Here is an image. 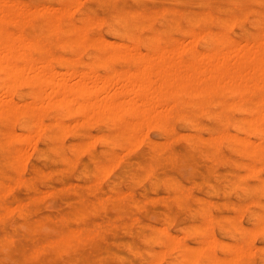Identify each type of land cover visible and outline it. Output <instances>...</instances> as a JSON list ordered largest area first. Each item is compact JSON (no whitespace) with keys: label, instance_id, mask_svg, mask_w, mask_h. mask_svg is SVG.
<instances>
[{"label":"rangeland","instance_id":"374dc122","mask_svg":"<svg viewBox=\"0 0 264 264\" xmlns=\"http://www.w3.org/2000/svg\"><path fill=\"white\" fill-rule=\"evenodd\" d=\"M7 1L10 2L11 0H6V2ZM14 1L26 2V4L30 6H35V4L37 6H42V4H47L48 6L57 5V8L63 6L64 3L65 6H68L69 2L72 3L73 6L75 4L73 0ZM76 1L78 2V0ZM77 2L76 4L78 6H75L76 8H73L70 13H67L63 18L73 23H81L85 20L91 22L89 24L90 27H87L88 34L90 36L96 34L99 36L103 35L105 37L104 39L109 41H112L113 39V41L119 40L115 35H112L109 29H107L115 23V19L119 13L123 12L129 17L131 11H138L139 13L144 14L147 12H155L161 8H168L169 10L166 12L155 13L152 18L142 19V21H140L141 26L140 29H138L137 36L143 41L149 36V25H154L160 32L161 39H163L161 40L162 43L171 44L176 41V38H178L177 40L183 38L180 39V41H184L183 44L186 46V49L182 52L183 56L187 55L191 45L197 50H204L211 45L210 43L212 41L210 38L203 34L199 37L196 36V39H192L193 37L191 38L192 40H195V42H193L195 45L191 44L192 40L191 42H188L190 41L191 35H194L191 33L192 29L195 31H200L204 28L217 30L219 27L218 21L214 19H206L204 21L195 20V17L199 15L198 13L202 11L210 12L215 17H219V19L224 18L225 35L233 41L237 42V40L240 39L238 42L244 41L245 44L242 42L243 45H246L247 43L253 45L250 41H253L254 36L264 39V1L259 3L256 0H242L235 5L230 0H81L80 2ZM72 4H70L71 6H68L67 9L73 7ZM235 8L244 9L245 14H241L240 12L239 14H234ZM77 9L78 12H76ZM257 10H259L258 13L255 12ZM260 12L261 14H259ZM31 16L30 20L27 22L18 24L15 21H10L7 25L11 30H20V32L27 37L31 38L37 35L45 41L50 42L51 47L49 49V54L53 57H49V63L50 66H53L52 68L54 69L56 68L58 72H60L58 69L63 70L61 72H64L65 68L66 70L67 68L68 70L71 68V71L74 70L75 72L77 70L81 71V69L84 70L88 68L86 62L89 63L91 58L100 52L93 45H86L87 47L85 46L83 48L73 44H59V41L69 39L71 34L63 33L60 34L59 38H56L54 34H48L44 30V18L42 15L33 14ZM97 17L101 18L102 22H99L101 19H98ZM94 19L95 21L98 20V22L96 23ZM148 22L149 24H147ZM92 23L96 24L93 25ZM214 24H216L215 27ZM251 24H254L253 27ZM237 25H239V27ZM102 28H104V31ZM106 29L109 31L108 33ZM201 39L203 40L201 41ZM186 41L190 46H187ZM241 42L240 44H242ZM141 44L143 45V43H140L138 47V49H140L138 51L141 52L144 50L141 53H144L145 51L147 52L148 49L146 45L144 44L142 46ZM184 45H182V47H184ZM32 53L38 58L44 57L48 54L44 49L34 50ZM61 54L62 56L67 57L79 56L82 61H64L61 58H58ZM235 55L236 54H233L231 57V62L233 63L236 62ZM134 67L135 64L132 61L123 58H116L108 64L96 65V72L102 76L105 75L103 73L108 74L109 71L114 72L116 70L118 73H123L124 69L126 71L133 70ZM75 77L76 78L71 77L72 79H69V81L77 79V76ZM154 77L153 80L155 79L157 82V84H155L158 85V77ZM120 78L121 77H118V79L116 78L117 80L115 79L117 82L113 80L118 85L120 84L119 86L125 84V79L122 78L121 81ZM75 81L76 83L78 82V80ZM26 83L27 82H22L21 85L17 84L16 88L15 86L13 87L12 95L14 99H26L28 97L30 90L33 88L30 84L27 85ZM116 83L113 87L116 86ZM153 83H151V86H154ZM70 84L73 83L71 82ZM118 85L116 86L117 89L119 88ZM113 87L107 92L108 96L116 95L114 93L119 91L116 90L115 92ZM152 88L154 87H151V89ZM154 90L156 89L154 88ZM112 91L114 93H110ZM152 92L153 90H150V95L148 92H146V94L154 96V93ZM109 93L113 95H109ZM166 94L167 92L164 93V97L162 96L163 93L157 95V92H155V95H157L155 97L159 99V105L164 107H157L159 105L153 103V107L150 105L152 109L154 110L155 106L157 108L155 112L152 110L153 114L159 115L157 110L159 108L161 110L158 111L165 110V106H168L167 103L170 101L173 102V100L175 101L182 98L180 99L182 102H190V100H194V98L195 100L200 99L199 97H191V99L188 95H176L175 97L172 94L171 96H167ZM248 94L245 95L244 101L242 102L243 107L245 106L244 108L251 105V103L254 102L253 99L257 100L258 98V94L255 92ZM101 95H104V93ZM133 95L134 94L126 95V97H132L133 99H131L133 101L138 100L139 98L141 99V95L139 98L138 95L137 97L134 95L138 99H134ZM147 95L143 93V96H145H142L143 99H145ZM105 96L107 95L100 98L104 99ZM124 96H122L124 101L128 100V102H131V99L129 100ZM183 97H186V100ZM151 98L148 97L147 99ZM226 98L229 100L236 99L237 96L229 94ZM140 99L137 101L138 104L141 102ZM47 102L50 103L53 101L47 99ZM141 104L142 102L140 105ZM207 104L211 111L215 110V113H212L209 116L207 114L196 112L195 107L187 104L182 107L186 112L185 115L179 114V110L177 111L175 107L171 108L169 111L165 110L167 113L163 111L162 114L164 115H160L159 118H163L165 115L167 116L160 120L156 116L157 118L155 117V119L158 121H152L155 123V127L152 125L147 128L149 123H151L149 120L151 119L150 117L147 122L148 125L146 123L147 127L145 124L142 127L143 130L147 128V131H144L146 135H144L145 133H143V130L141 129L142 132H140L143 133L141 135H144V137L140 136L143 137L140 140L141 142L138 140L140 139L139 136L137 137V141L134 139L131 142L133 143V146L129 143L130 141L125 138L122 139L121 136L117 135V132L114 133V131L120 130L119 123H114L111 119L102 114L101 117L100 114L99 116H97L98 114H94L98 119H96L97 117L95 119L94 117H91L94 120L92 119V121L90 120L91 122H89V119L91 118H86L82 113L75 111V106H71V108L74 109V111H72L73 114L66 111L68 116H64L65 112L64 110L62 111V108L65 110H67V108L62 106L60 108V106L54 104H46L48 109H42L44 106L42 105L39 118L44 130L34 125L36 124L35 115H19V117L17 115L16 118L12 117L11 119H7L6 117L4 119L2 115H0V140L3 132L7 129L12 131L16 130L18 133L16 131L15 133L17 135L19 134L18 136H20L21 132H32L36 129H39L40 132L41 130L40 133L36 130L37 135L35 134L36 132H33L34 134L30 138L31 140H29L30 142H21V140H17L12 144L0 146V214L2 215L0 216V264H112L111 262H113V264H141V262L142 264H188V261L193 258L188 257V249H185L184 244L187 245L189 243L193 248V246L198 243V240L204 238L206 235H213L212 238L216 241L215 248L209 249L208 252L213 255L215 254V256L218 257H228L233 254V251L238 249L237 247L245 246V248L249 249L247 246L250 245V251L254 250V252H250L252 255H249V252H247L248 255L245 254L247 250L243 252L245 255L240 253L241 257L237 259L236 263V257L234 256V262L230 259V264H264V231L258 229L256 230V233L254 230V228H257L255 216L264 213V189L260 185L261 179L264 178V156L252 161L249 157L241 153L240 155H237L239 154L237 151L239 150L238 146L232 145L228 142H221L218 146L214 147L207 140L195 141L194 139H191L187 132H197L201 135H210L212 131L217 129L223 131L230 129L232 132H236V129L231 127L232 125L226 120H223V118L227 117L232 120H237L240 116V118H242L246 115V110H242L243 107L228 108L219 111L214 102L210 101ZM169 112L172 114L169 115ZM57 117L60 118L63 123L67 121L65 123H67L68 126L71 124V127H65V129L63 128L64 130L59 131V127L52 123L53 119ZM33 119L35 121H33ZM79 120H83L81 121L82 124H80ZM87 120L88 122L86 123ZM110 120L112 121L111 123ZM49 121L51 123H49ZM177 124L182 127H179ZM67 125L64 124V126ZM64 132L66 134H64ZM99 132L101 134H97ZM178 132L180 133L178 134ZM23 133H21V136L24 135ZM96 134L101 136V138L96 136ZM174 134H177L176 138L174 137ZM89 137L94 139V141L91 140L93 146L91 144H88L90 146L85 145L86 142L90 140ZM85 139L88 140L85 141ZM104 139H106L107 142ZM163 141L165 142L163 143ZM181 141L188 143L184 145V143H180ZM32 142H34L35 147L30 146L33 144ZM138 142H140V144ZM28 144L29 146H27ZM130 144V148L132 149H129L128 151L127 149L129 147L126 148V146H129ZM20 145L21 147L23 146L24 149L29 147L27 151H30V153L23 149V151L27 152L26 154H29V156L23 155L22 159L27 156V159H25L26 161L24 160L25 163L19 161L12 164L9 160L13 153V147ZM79 147L81 149H83V147L85 148L83 149V152H81L82 150ZM227 147H229L228 151ZM136 150L139 151L136 152ZM67 151H69V153ZM119 153H121V156L117 155ZM200 156L202 158H200ZM107 162H114L112 163V166L109 164L111 166L110 169H108L109 166H107ZM205 163L206 166H202V164ZM250 164H254L256 168H258V165L261 166L256 172L250 173ZM104 165L106 167L105 170H103L105 168ZM76 167L77 169H75ZM182 168L185 170L184 173H192L183 174V176L186 175L185 177L187 179L182 176ZM106 170L109 171V173L105 174V172H107ZM247 172L249 173L246 175ZM190 175L193 176L190 177ZM240 175H242L243 178ZM106 177L108 178L106 179ZM167 178L176 182L180 190L169 191L163 183L164 179ZM230 183L234 184L230 186ZM37 185H39V187ZM46 189L48 191H46ZM199 190H202L203 192H205V190L207 191L203 193ZM49 201L51 202L49 203ZM5 204L14 206L13 209L8 211L9 213L4 211ZM188 214L190 215L188 216ZM145 215L148 217H145ZM21 216L23 217L21 218ZM156 218L158 220H156ZM176 219L178 220L177 222ZM81 221L82 223H80ZM176 223H178V225H176ZM162 225L163 229H165L169 235L171 232L176 233L177 236H179V244L175 246L172 244L174 246V248L171 247L172 250L169 248L171 242H166V238L162 236L160 229H158L160 226V228H162ZM202 225L203 227L206 226V228H203ZM196 227H198V229ZM69 229H77L85 233L98 231L100 236L74 237L72 244L69 245L70 247L51 248L49 246H44L36 252L32 250L36 244H44L48 239L57 237ZM52 230L57 232L54 233ZM120 230L122 231L120 232ZM43 231L47 232V234L43 233ZM253 231L256 233L254 236V233H251ZM110 232H112V237ZM151 233L153 234V237L151 239H146L147 235ZM181 233L185 236L182 237V235H180ZM249 237H251V240H248ZM225 241L226 243L230 242L226 244L224 243ZM238 244L239 246H236ZM101 245L110 246L112 250L98 252L97 249ZM164 246H166L165 249H167L162 254L161 251ZM188 247L190 248V246ZM233 247H235V249ZM158 248H161V250H158ZM189 251L192 252V249H189ZM43 255L46 257L43 258ZM181 255H183L182 257L184 260L181 259ZM60 257L61 260L59 259ZM185 257L190 259L187 261ZM237 257H239V255ZM195 258L193 259L195 260L193 264H204L206 262L204 255H198V257ZM116 260H118V262Z\"/></svg>","mask_w":264,"mask_h":264},{"label":"bare ground","instance_id":"6f19581e","mask_svg":"<svg viewBox=\"0 0 264 264\" xmlns=\"http://www.w3.org/2000/svg\"><path fill=\"white\" fill-rule=\"evenodd\" d=\"M73 1L76 4L77 1L76 0H73ZM73 1H71V2H73ZM80 1L81 0H78V2H80ZM230 1H232L235 5L242 0H230ZM244 1H253V0H244ZM256 1H258L259 3H262L264 0H256ZM8 2L9 1L6 2V0H3V1L0 0V115H2V117L4 119H5V117L7 119H11L12 117L16 118L17 115H18V117H19V115H35L36 116V118H35L36 124H34V125H36V127L40 128V129L44 130L43 125L41 123V120L39 118V116H40L39 113L41 112L42 105H44L42 108V109H44V108L48 107V106H46V104H48V105L54 104V105L60 106V108H61V106L67 108V110L62 108V111L64 110V112H65L64 116H68V113H70V112L73 114L72 111H74V109H75V111L82 113L84 115V117H86V118L94 117V119H95L97 116H99V114H100V117L102 115L108 117L114 123L120 124V126H119L120 130L114 131V133L117 132L116 134L121 136L122 139L125 138L128 141H130L129 143H131L134 139L137 141L138 136L140 138L138 140L140 141L141 138H143L144 135H146V133L144 131L147 128H149L150 126H152V125L154 126V124H155L154 122L158 121L157 119H155L156 116L158 117L159 120L163 119L165 116H167V115H165L163 118H159L160 115H162V116L164 115L162 113H163V111L165 112V110L169 111L171 108L175 107V109L177 111L179 110V114L185 115L186 112H185L184 108H182V107L189 104L190 106L195 107L196 112H198L200 114H207L209 116L212 113H215V110L211 111L209 109V107L207 106L208 102H210V101L214 102L219 111H223V110L228 109V108H242L243 107L242 102L244 101L245 95L248 93H251V92H255L258 94L257 100L253 99L254 102L251 103V105L247 106L246 108H244L245 106L242 108V110L243 109L246 110V115L244 117L240 118L241 117L240 116L239 119H237V120H232L231 118H227V117L223 118V120H226L228 123H230L232 125L231 127H234L236 129V132L234 131L235 133L232 132L230 129H227L225 131L217 129V130L212 131L210 133V135H203V134L201 135L197 132L196 133H194V132L188 133L187 131L186 132L190 136L191 139H194L195 141H203V140L206 141L207 140L214 147L218 146V144H220L221 142H228L232 145H236V146H238V149H239V150H237L239 153L237 155H240V153H241V154L249 157L252 161L264 156V39L259 38L257 36H254L253 41H250V43L252 42L253 45L252 44L249 45L248 43L246 45H243L242 42H244V41H242V42L240 41L242 43V44H240V42H238L240 39L237 40V42L233 41L225 35V32H224L225 19L224 18H221L222 19L221 20V19H219V17H217V16L215 17L210 12L202 11V12L198 13L199 15H197L195 17V20H197V21L203 20L204 21L206 19H214V20L218 21L219 27L217 30H210L209 28L208 29L204 28V29H201L200 31H195L192 29L191 33L194 34L195 37H194V35L193 36L191 35L190 41H188V42H191L192 39H196V36L199 37L201 34L208 36L212 42L210 43L211 45L204 50H197L195 47H193L191 45V47L188 50L187 55L183 56L182 52H183V50L186 49L185 48L186 46L183 44L184 41L183 42L180 41V39H183V38H180L179 40H177L178 38H176L175 39L176 41L174 43H171V44L162 43L161 40H163V39H161L160 32L158 31V29L154 25H149V27H148L149 32H150L148 34L149 36L146 39H144L143 41H141L137 36L138 35V29H140V26H141L140 21H142V19L152 18L155 13L166 12L167 10H169L168 8H161L155 12H149V13L147 12L144 14H141L138 11H133V12L131 11L129 17L126 16L123 12L119 13L117 18L115 19V23L111 27L107 28L108 26L105 25V26H107L106 28L109 29V31L112 33V35H115L119 39L117 41H113L114 39L112 41H109L107 39H104L105 37L103 35H101V33H100L101 36H99L97 34L94 36H90L88 34L87 27L88 26L90 27L89 24L91 22H88L85 20L81 23H77V22L73 23V22H69L63 18L67 13L69 14L73 8H76L78 6L77 4L76 5L74 4V6H73V4L69 2L68 3L69 5L68 4L67 5L71 6L70 4H72L73 7H69V9H67L68 6H65V3L63 6L57 8L56 7L57 5L52 6L49 4L50 6H48L47 4H45L46 5L45 6L42 3H41L42 6H39V5L37 6L36 4H35V6H30V5H27L26 2L23 3L22 1L19 2V1L11 0L9 3ZM125 9H127V8H125ZM244 11L245 10L242 8L241 9L235 8L234 14H239V12L241 14H245ZM76 12H78V9ZM196 12H197V10H196ZM255 12L258 13L259 10L255 11ZM33 14H40L43 16V18H44L43 28L46 31V33L54 34L56 38H59L60 34H63V33L71 34V37L69 39L61 40L58 42L59 44H65V45L73 44V45H77V46H80L83 48L86 45H93L94 47H96L100 52L97 55L93 56L91 58V60L89 61V63L86 62L88 68H86L84 70L81 69V71L77 70L76 72L73 69H72L73 71H71V68H70V70H68V68L66 70V68H65L64 72H61L63 70H60V69H58L60 71V72H58L56 70V68L55 69L52 68L53 66H50V63H49V57H53L51 54H49V49L51 47L50 42L45 41L44 39H42L41 37H39L37 35H35L34 37H31V38L27 37L22 32H20V30H16V31L11 30L7 25V23L10 21H12V22L15 21L18 24L23 23V22H27L30 20V18L32 17L31 15H33ZM259 14H261V12ZM86 18H87V16H86ZM97 18L101 19L99 17H97ZM228 18H229V16H228ZM94 21H95V19H94ZM100 21L102 22V19L99 20V22ZM95 22L97 23L98 20H96ZM248 22H249V20H248ZM96 23H94V24H96ZM147 24H149V22ZM215 25L216 24H214V27H215ZM233 25H234V23H233ZM253 25L251 24L252 27H253ZM237 26L239 27V25H237ZM103 29L104 28H102V30ZM238 30H239V28H238ZM109 31L107 30V33ZM107 33H105V34H107ZM172 38H174V37H172ZM233 38H235V37H233ZM202 40L203 39H201V41ZM141 42L143 43V45L144 44L146 45V47L148 49L147 52L145 51L144 53H141L144 50L141 52L138 51L140 49V48L138 49V47H139ZM188 42L186 41L187 46H190V45H188ZM193 42H195V40H192V43H191V44L195 45V43H193ZM244 44H245V42H244ZM182 45H184V47H182ZM68 46H70V45H68ZM200 46H201V43H200ZM200 48H202V47H200ZM41 49H44L45 52H47L48 54H46L44 57H40V58L35 57L32 52L34 50H41ZM233 54L237 55V56L236 55L234 56L236 59L235 63L231 62V57ZM58 58H61L62 60L69 61V62L70 61H78V62L82 61L81 57H79V56H75V57L74 56H68L67 57V56H62V54H61L58 56ZM116 58H123V59H127V60L132 61L135 64L134 69L133 70L127 69L128 71H126L124 68H122V69H124L123 73L122 72L118 73L115 70L117 73L115 71H114L115 73L113 71H109L108 74L103 73L105 75H102V76L98 72H96V65L108 64L110 61H112ZM111 69H112V67H111ZM188 70H190V71H188ZM74 74H75V76H77V79H75V80H78L77 83L75 80L69 81V79H72L71 77L76 78L74 76ZM153 75L154 76L156 75L158 77V80H159L158 85H156L157 82L155 79H154L155 80V82H154V80H153L154 76ZM117 76L121 77L120 78L121 81H122V78H124L125 84L121 83L122 85L119 86L120 84L118 85L116 83L117 82L116 80L118 79ZM151 76H152V79H151ZM156 76L154 78H156ZM113 80H115L116 82H114ZM151 81H153L154 83ZM20 82L21 83L27 82L26 84L27 85L30 84L33 89L32 90L29 89L30 93L26 99L19 98L16 100V98L14 99V97L12 95V89L14 86L16 88L17 84L21 85ZM69 82L70 83L72 82L73 84H70ZM118 82L120 83L119 80H118ZM115 83H116V86L118 85V87H119L118 89L116 86L113 87ZM151 83H153L154 86L153 85L151 86ZM111 87H113V90L115 92H116V90H119V91H117L118 93L117 92L114 93L112 91L110 93H114L116 95L109 93V95H113V96H108L107 92H109V89ZM151 87H154L156 90H154V88L151 89ZM150 90L151 91L153 90L152 93H154V96H152V95L149 96ZM154 91L157 92V95L158 94L161 95L163 93L162 96H164V93L167 92V94H166L167 96L168 95L171 96V94L174 95L175 97H176V95H188V96H190V98L191 97H199L200 99L195 100V98H194V100H190V102H182V100H180L182 98H180L179 100L177 99L175 101L172 99L173 102L170 101L169 103H167L168 106H165V110L162 109L163 111H158V110H161L160 108L157 110V112H159L158 113L159 115H157V114H153V111L155 112L157 109L155 105H154L155 109L154 110L152 109L153 103H155V104L157 103V105H159V103H158L159 99L155 97L157 95H155ZM146 92H148L149 95H147ZM103 93H104V95H107V96H105L104 99L103 98L101 99L100 97H104V95H101ZM143 93H145V95H147V97L145 99H143V97H145V96H143ZM123 94L124 95L126 94L127 96L134 94V95H136V97L138 95V98L141 95L140 96L141 99L140 98L139 99L141 100L142 104L140 105L141 102L139 104L137 103V101H139V99L136 98L134 95H133L134 99L135 98L138 99V100H135L136 102L132 100L133 99L132 97L129 98V97H126V95L124 96ZM229 94L235 95V96H237V98L229 100L226 98V96ZM119 95H122V96L128 98L129 100L132 98L131 102L130 101L128 102V100L124 101L122 99V96H119ZM148 97L149 98L152 97V98L147 99ZM98 98H100V99H98ZM47 99H49L50 101L52 100L53 102H50L52 104L48 103ZM45 101H46V104H45ZM174 102H177V103H174ZM150 105H152V107ZM164 105H166V104H164ZM71 106L72 107L75 106L74 109H72ZM157 107L162 108L164 106L159 105ZM167 111L165 113H167ZM160 112H161V114H160ZM66 113H67V115H66ZM94 114L95 115L98 114V115L95 116ZM170 114H172V113L169 112V115ZM58 117L53 119L52 123H54L56 126L59 127V129H60L59 131L64 130L65 127H67V128L71 127L70 126L71 124L68 123L70 126L69 127L67 125V123H65L67 121H65L63 123V122H61L60 118H58ZM150 117H151V119H149ZM92 119L93 118L89 119V122H91ZM96 119H98V117ZM148 119L151 121V123H149V125L147 123L149 121ZM152 119H154V120H152ZM35 120L33 119V121H35ZM111 120H110V123L112 122ZM207 120H208V118H207ZM81 121H83V120H81ZM81 121H80V124H82ZM152 121H154V122H152ZM12 122H14V121H12ZM87 122H88V120L86 121V123ZM177 122H178V120H177ZM182 122H184V121H182ZM47 123H45V124H47ZM49 123H51V122L49 121ZM146 123H147L148 127L146 126ZM64 124H66L67 126H64ZM144 124L147 128L143 130L142 127ZM15 126H16V124H15ZM41 126H42V128H41ZM145 126H144V128H145ZM170 126H171V124H170ZM163 127H165V126H163ZM179 127H182V126H179ZM67 128H66V130H67ZM94 128H95V126H94ZM17 129H18V127H17ZM141 129L143 130V133H145L144 135H141V134H143V133H141L142 132ZM36 130H34L32 132H26V133H23V132L18 130L19 132L24 134L21 136V133H20V136H18L19 134L17 135L15 133L16 130L12 131L10 129H7L2 134V138L0 140V146L12 144L13 142H15L17 140H21V142H27V141L31 140L30 138L34 134L33 132H36L35 133L36 135H37V131H38V133L41 132V130L39 132V129L37 131ZM205 130H206V128H205ZM179 131H181V130H179ZM186 132H184V133H186ZM179 133L180 132H178V134ZM62 134H63V132H62ZM62 134H61V136H62ZM64 134H66V133L64 132ZM97 134H101V133L99 132ZM97 134H96V136L101 138V136H99ZM206 134H207V132H206ZM176 135L174 136L175 138H176ZM53 136H54V134H53ZM140 136H143V137H140ZM206 136H207V138H206ZM88 139H85V141H87ZM122 139H120V140H122ZM181 139H183V138H181ZM91 140L94 141V139L90 138V140H88L85 145L90 146L88 144L92 143ZM104 140H106V139H104ZM163 140H166V139H163ZM40 142H41V140H40ZM101 142H103V141H101ZM106 142H107V140H106ZM140 142H138V143L140 144ZM164 142L165 141H163V143ZM32 143L31 144L33 146L32 145H30V146L35 147L34 142H32ZM167 143H168V141H167ZM180 143H184V142L181 141ZM186 143H188V142H186ZM186 143H184V145ZM29 144L27 146H29ZM131 144L133 146V143H131ZM131 144L129 146H126V148L129 147L127 149L128 151H129V149H132V148H130ZM86 146H85V148H86ZM145 146H146V144H145ZM22 147H21V145L17 146V147H13V153L11 154V157L9 160L12 164L19 162V161L20 162L22 161L25 163V161H26L25 159H27V156H26V158H23V159H22V157H23V155L29 156V154H26V153L27 152L30 153V151H27L29 149V147H27V148L25 147L26 149H24V147L23 148ZM31 147H30V149H31ZM85 148L83 147V149H85ZM142 148H144V147H142ZM190 148H191V146H190ZM228 148L229 147H227V151H228ZM23 149H24V151H27V152H24ZM75 149H77V148H75ZM83 149H81L82 150L81 152H83ZM127 150H125V151H127ZM138 151L139 150H136V152H138ZM23 152H24V154H23ZM67 152L69 153V151H67ZM117 155L121 156V153H119ZM85 157H87V156H85ZM119 158H122V157H119ZM200 158H202V157L200 156ZM114 162H112V163H114ZM117 162H118V159H117ZM107 163H108L107 166H109L108 169H110V167L113 164L111 162L110 163L107 162ZM203 165L206 166V163L202 164V166ZM26 166H27V164H26ZM260 166L258 165V168H256L254 164H250L249 165V172L250 173L256 172ZM104 167H105V165H104ZM120 167H121V165H120ZM75 169H77V167ZM105 169H106V167L103 170H105ZM182 170H183V168H182ZM184 171L185 170H183V172H182V176L185 173H189V174L191 173V172H185L184 173ZM175 172H178V171H175ZM249 172H247L246 175ZM106 173H109V171L105 172V174ZM200 173H199V176H200ZM179 174H180V172H179ZM123 175H125V174H123ZM201 175H202V173H201ZM185 176H183V177H185ZM192 176L190 175V177H192ZM240 176L242 177V175H240ZM128 177H129V175H128ZM107 178L108 177H106V179ZM52 179H55V178H52ZM148 179H147V181H148ZM257 179H258V177H257ZM127 180H129V179H127ZM46 182H47V180H46ZM58 182H59V180H58ZM163 183L165 184L166 188L169 191H172V190L179 191L180 190L177 183L174 182L173 180L169 179V178L164 179ZM233 184L234 183H230L229 185L231 186ZM42 185H43V180H42ZM101 185H102V183H101ZM260 185L264 189V178L261 179ZM37 186L39 187V185H37ZM206 186H208V185H206ZM106 187H107V185H106ZM121 187H123V186H121ZM124 187H125V185H124ZM202 190H199V191H202ZM46 191H48V190L46 189ZM206 191L207 190H205V192ZM20 192H22V191H20ZM100 192H102V191H100ZM126 192H124V193H126ZM150 192H152V191H150ZM205 192H203V193H205ZM2 194H3V192H2ZM46 194H47V192H46ZM120 195H122V194H120ZM157 195H159V194H157ZM205 195H203V196H205ZM207 200H209V199H207ZM50 202L51 201H49V203ZM18 204H20V203H18ZM62 204H59V205H62ZM160 205H161V203H160ZM13 207L14 206H9V205L5 204V207H4L5 210L4 209L3 210L8 212L11 209H13ZM65 207H67V206H65ZM53 209H54V207H53ZM44 210H48V209H44ZM114 210H116V209H114ZM109 212H111V211H109ZM141 213H142V211H141ZM189 215L190 214H188V216ZM240 215H242V214H240ZM0 216H2V215L0 214ZM143 216H142V218H143ZM252 216H253V214H252ZM22 217L23 216H21V218ZM145 217H148V216L145 215ZM255 217H256L255 223L257 225L256 226L257 228H254V230L256 231L259 229L260 231L261 230L264 231V213L259 214ZM157 218H159V217H157ZM157 218H156V220H158ZM182 220H184V219H182ZM148 221H150V220H148ZM177 221L178 220L176 219V222ZM249 221H250V219H249ZM10 223H12V222H10ZM80 223H82V221ZM153 223H155V222H153ZM158 223H159V221H158ZM176 225H178V223H176ZM160 227L158 229H160L162 236H164V238H166V242H168V241L171 242L170 246L168 245L170 249H171V247L174 248L175 245L179 244V238H178L179 236H177L176 233L170 232V235H169V233L166 232L165 229H163V225H162V228H160ZM202 227H203V225H202ZM196 228L198 229V227H196ZM203 228H206V226ZM49 229H47V230H49ZM252 229H253V227H252ZM45 230H46V228H45ZM121 231L122 230H120V232ZM199 231H200V229H199ZM250 231H252V230H250ZM56 232H54V233H56ZM43 233L47 234V232H45V231H43ZM110 233H111V237H112V232H110ZM251 233H254L253 234V236H254L257 233V231H256V233L254 231ZM40 234H41V232H40ZM173 234H174V236H173ZM152 235H153L152 233L147 235L146 239H151L153 237ZM180 235H182V237L185 236L182 233ZM79 236H86V237L87 236H95V237H98V236H100V233L98 231H96V232L94 231L93 233H85V232H82L81 230L69 229V230L65 231L64 233H61L57 237L48 239L44 244H36V246H34L32 250L34 252H36L44 246H49L51 248H58V247L60 248V247H67V246L70 247L69 245L72 244V240L74 239V237H79ZM125 236H126V234H125ZM212 237H213V235L212 236L206 235L204 238L198 240L197 244L194 245L192 243L194 245L193 248H192V245H190L189 243H188L189 245L188 244L187 245L190 246V248L186 244H184L185 249H188V253H187L188 257H191L194 259L195 257H198V255H204V257L206 259V262L204 264H230L231 262L229 263V260L231 259L234 262L235 257H236L235 263L237 262V259L241 257L240 253H243L246 250L247 251L245 252V254H247V255H248L247 252H249V253L254 252L253 248H252L253 251H250V247H249L250 245H248L247 247L249 249L245 248V246L244 247H237L238 249L233 251V254L229 255L228 257L225 256L223 258V256L222 257L221 256L220 257L215 256V254L213 255V254L208 252L209 249H213L216 246V241ZM248 240H251V237H249ZM191 242H193V241H191ZM229 242H227V243H229ZM224 243H226V241ZM113 245H114V242H113ZM241 245H242V243H241ZM236 246H239V244ZM86 247H89V246H86ZM165 247L166 246H164L163 250L161 251L162 254L167 249V248L165 249ZM256 247H258V246H256ZM233 248L235 249V247H233ZM159 249L161 250V248H158V250ZM189 249H192V252H190ZM97 250H98V252H104L105 250H112V248H110V246H102L101 245L100 247H98ZM245 254L243 253V255H245ZM238 255H239V257H237ZM249 255H252V253H250ZM182 256L183 255H181L180 257H182ZM232 256L233 257L235 256V257L233 258ZM44 257H46V256L43 255V258ZM64 257H62V258H64ZM162 258H163V255H162ZM185 258L187 259V261L190 259L187 257H185ZM59 259L61 260V257ZM114 259H115V257H114ZM181 259L184 260L183 257ZM193 259L189 260L190 264H193L195 262V260H193ZM118 260H116V261L118 262ZM140 260H141V258H140ZM189 261H188V264H189ZM119 262H120V260H119ZM128 262H129V260H128ZM111 263L113 264V262H111ZM181 263H183V262H181ZM235 263H232V264H235ZM137 264H139V263H137ZM141 264H142V262H141Z\"/></svg>","mask_w":264,"mask_h":264}]
</instances>
